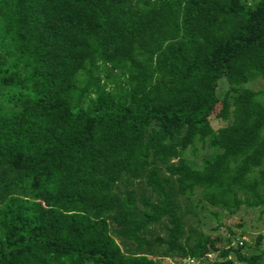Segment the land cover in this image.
I'll return each instance as SVG.
<instances>
[{
	"label": "trees",
	"instance_id": "obj_1",
	"mask_svg": "<svg viewBox=\"0 0 264 264\" xmlns=\"http://www.w3.org/2000/svg\"><path fill=\"white\" fill-rule=\"evenodd\" d=\"M257 80L264 0H0V264H263Z\"/></svg>",
	"mask_w": 264,
	"mask_h": 264
},
{
	"label": "rangeland",
	"instance_id": "obj_2",
	"mask_svg": "<svg viewBox=\"0 0 264 264\" xmlns=\"http://www.w3.org/2000/svg\"><path fill=\"white\" fill-rule=\"evenodd\" d=\"M253 1V0H246ZM251 89L256 91L264 89V80H257L249 84ZM1 92V91H0ZM218 107L211 117L212 126L215 129H219L226 125L220 119H218L217 113ZM212 151L207 145L197 143L194 152L189 151L186 154L187 159L199 167L204 159H206ZM199 218L202 221L203 231L212 236H221V238H239L242 237L249 247L243 250L247 254L258 255L264 250V214L258 209H242L238 214L227 218L225 213L221 210L208 208L206 210H200ZM258 236H262L260 246L255 243ZM208 264V262H204ZM241 264V263H237ZM264 264V263H263Z\"/></svg>",
	"mask_w": 264,
	"mask_h": 264
}]
</instances>
